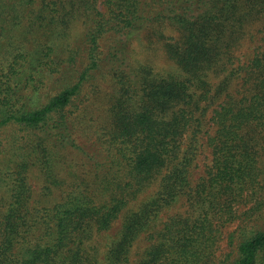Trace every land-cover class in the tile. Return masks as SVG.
I'll return each instance as SVG.
<instances>
[{
    "label": "trees",
    "instance_id": "16d2710c",
    "mask_svg": "<svg viewBox=\"0 0 264 264\" xmlns=\"http://www.w3.org/2000/svg\"><path fill=\"white\" fill-rule=\"evenodd\" d=\"M0 204V264H264V0H0Z\"/></svg>",
    "mask_w": 264,
    "mask_h": 264
},
{
    "label": "rangeland",
    "instance_id": "374dc122",
    "mask_svg": "<svg viewBox=\"0 0 264 264\" xmlns=\"http://www.w3.org/2000/svg\"><path fill=\"white\" fill-rule=\"evenodd\" d=\"M102 1L103 0H100V2H102ZM248 44H250V42L247 41L246 45H248ZM137 45H138V47L140 49H142L143 46H142L141 40H140L139 43H137ZM162 60H163V57H161L160 59H158V62H156V63L158 65H161L162 62H163ZM199 163H200V166H199V170H197V173L198 174H202L204 172V169H205L204 168V164H205L204 156L199 159ZM208 163H209V161H208ZM32 184H33V187H34L35 191H37L38 188L41 186L40 180H36L35 177H34V179L32 181ZM1 210H2V206L0 204V212H1ZM117 228H119V225L118 224L115 226V229H117ZM113 232H115V231H113ZM104 235L105 236H99V237H97L96 238V241H95V244L98 246V248L101 250V252L104 250V247L103 246L105 245L106 238H107L106 234H104ZM227 237L228 236H225V241L222 243V246H221V249L222 250L225 249V248H228V240H227ZM141 243L142 242H140V245H141ZM222 250L219 252V255L221 256V258H223L224 255H226L229 252V250H225V254H223V251Z\"/></svg>",
    "mask_w": 264,
    "mask_h": 264
}]
</instances>
